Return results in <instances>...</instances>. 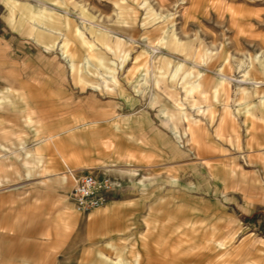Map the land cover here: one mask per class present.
<instances>
[{"label":"rangeland","instance_id":"rangeland-1","mask_svg":"<svg viewBox=\"0 0 264 264\" xmlns=\"http://www.w3.org/2000/svg\"><path fill=\"white\" fill-rule=\"evenodd\" d=\"M31 5L53 13L59 21L46 25L67 38L55 32L47 45L16 27L20 18L45 28ZM174 33L194 50L157 46ZM66 40L80 54H67ZM150 42L170 67L162 59L149 72ZM260 61L264 0H0V89L13 82L30 93L28 101L0 96V264H264V155L247 146L264 133ZM223 64L231 84L215 94ZM191 67L207 74V95L189 94ZM257 82L261 96L243 95ZM40 117L47 127L38 133ZM192 121L203 145L184 136L199 129ZM70 128L57 140L70 169L118 183L109 203L87 214L70 200L72 179L54 176L68 171L56 145L36 144ZM102 166L139 172L121 178ZM62 203L77 225L62 219ZM175 214L191 224L172 229Z\"/></svg>","mask_w":264,"mask_h":264},{"label":"crops","instance_id":"crops-1","mask_svg":"<svg viewBox=\"0 0 264 264\" xmlns=\"http://www.w3.org/2000/svg\"><path fill=\"white\" fill-rule=\"evenodd\" d=\"M28 5V4H27ZM39 10V11H38ZM40 11H42L39 7H37V6H28V14L29 15H31L32 16V18L33 19H35L36 17H38V12H40ZM44 12V14L43 15H39V17H41V18H43V21H40L41 23H43L44 24V26H45V28H40V31H39V33H38V30L37 29H32L31 28V19H28L27 20V23H22V20L19 18V19H16V27H18L19 29H21L22 31H23V33L24 34H26V35H30V36H36V38L41 42V43H44V44H47L48 45V38L53 34V33H55V32H60L59 30H56V29H51L49 26H47L46 25V22L50 19V20H53V21H55L56 19L53 17V13H51V12H48L47 10L46 11H43ZM65 14H67V13H65ZM69 19H70V17H68ZM58 20V19H57ZM56 20V21H57ZM36 21V20H35ZM59 21V20H58ZM70 21L73 23V26H76V28H79L78 27V25H76L71 19H70ZM28 24L30 25V26H28ZM75 28V29H76ZM47 32V33H46ZM61 32H63L64 33V36H66L65 34H67V32L65 31V30H61ZM62 33V34H63ZM77 36V35H76ZM104 38V37H103ZM100 39H101V36H100ZM72 43H74V42H72ZM89 45V44H88ZM89 46H94L92 43H90V45ZM76 46H73V45H71V49H70V53H72L73 55H75L74 53H78V54H80V45L78 46V49L77 50H74V48H75ZM73 49V50H72ZM197 64V63H196ZM190 69H195V68H190ZM220 69H224V67L222 66V67H220L219 68V70ZM203 72V71H202ZM205 74V76L204 77H202V78H194V79H196V81L193 83V85H198L199 83H201V80H203L206 76H207V74L206 73H204ZM227 75V74H226ZM227 77H229V75H227ZM220 79H221V76L218 78V80L217 81H215L214 83H215V86L213 87V91L215 92V87L216 86H218V85H220V84H222V83H220ZM226 83L228 84V85H230L231 84V82L229 81V78H227V80H226ZM225 83V84H226ZM225 84H222L223 86L225 85ZM257 90V94H255L254 96H258V95H262V93H260L259 91H258V89H256ZM243 91H244V89H243ZM225 92V93H224ZM197 93H199L200 95H207V93L205 92V91H203V90H200V91H198ZM221 93H223V94H226V90H225V88L223 87V89L221 90ZM7 94H22V96H23V98H25L27 101H28V99H29V92H27V91H25V88L23 87V88H17V87H15V85H14V83L13 82H9V84H7L6 86H3V87H1V89H0V96H3V95H7ZM216 94V93H215ZM220 94V93H219ZM190 95H192V94H190ZM243 95H245L244 94V92H243ZM250 95H253V94H250ZM246 96H248V95H246ZM262 101L264 100V97H262V99H261ZM26 101V105L27 106H29L30 105V103H28ZM264 102V101H263ZM33 108H34V105H31ZM0 107H3V105L1 104V101H0ZM36 109V106H35V108H34V110ZM246 114L247 115H249V116H251V117H253L254 119H256V117H255V114H254V111H253V109H247V111H246ZM184 119H185V116H184ZM29 120L30 121H34V119L32 118V117H30L29 118ZM190 120V119H189ZM115 121V119H112V118H110V119H108L107 120V122L108 123H113ZM191 121V120H190ZM226 121H227V118H226V116L225 117H222L221 118V120H220V123H219V127H218V134H219V132H220V136H222L221 134H222V129H223V126H224V124H226ZM193 122V124L194 125H197V127H199V129L197 130L196 129V131H192L191 133H189V130H188V133H187V131H185V133H184V136L185 137H187L188 139H189V142L190 141H192L193 139H192V135L194 134V142H195V144L196 145H203V143H204V137H203V131H204V129H203V127H201V126H199V122H195V121H192ZM97 122H90V123H85V124H83V125H81V126H89V125H95ZM115 123V122H114ZM171 126H174V127H178L180 124H179V122L178 121H176L175 123H174V121L172 120V124H170ZM80 125L77 127V128H80L81 127ZM114 126H115V124H114ZM36 127L38 128V130H37V132L39 133L42 129H44V128H46L47 127V122L45 121V119H43V118H37V120H36ZM41 129V130H40ZM176 129V128H175ZM73 130V128H70V129H68V130H65V131H63V132H61V133H58V134H53V135H50V134H45L44 136H42L40 139H38L36 142V144H37V146H39V145H49L50 144V142H52L54 145H56V151H57V153H58V155H59V158H60V160L62 161V163H63V165L66 167V168H68V171L67 172H64V173H59V174H55L54 176L55 177H57L56 179L57 180H59V181H61L62 183H67L70 179H72V181H73V179H74V176H75V172L77 171V170H72V169H70V166H69V157H67L64 153H63V151L61 150V148L59 147V143H57L58 141V138L59 137H62L64 134H66V133H69V132H71ZM179 132L178 131H175V137L178 139V141L180 142L181 140H182V138H181V136L178 134ZM191 134V135H190ZM179 139H181V140H179ZM232 139V138H231ZM0 145H2L1 143H0ZM105 148H110V147H112V146H114L115 144L114 143H108V142H106L105 144ZM248 146V148L249 149H255V147L256 148H261V152H263L262 153V155H264V133H261V132H258L257 131V134L256 135H252L251 136V138H250V141H249V144L247 145ZM30 155L28 154V157H29ZM47 161H48V159H46ZM73 160V162H74V164H82V162H81V160H80V157H78V156H76L74 159H72ZM198 160H201L200 158H198ZM47 163V162H46ZM45 163V164H46ZM72 164V163H71ZM47 165H48V163H47ZM51 165V168H53L54 166H58V162L56 161L54 164H50ZM115 166H102L101 168H103L104 169V171L106 172V173H110V174H116V175H118V176H120L121 178H123V177H125V176H127V177H129V176H132L133 175V173H138L139 172V170L138 169H136V168H131V169H127V168H119V170L118 169H116V168H114ZM100 168V169H101ZM108 169H110V170H108ZM53 170V169H52ZM87 170H92V168L91 169H87ZM133 170H135V171H133ZM132 171V172H131ZM138 171V172H137ZM70 173H73L74 175L72 176V175H70ZM51 176H53V174L51 175ZM130 178V177H129ZM132 181V180H131ZM132 183H133V181H132ZM62 205H63V207H64V211H63V214H62V219H64L68 224H74V222H73V220H75V218H77V223H76V225L78 224V222H79V217H76L75 215H71V214H69V212H68V209L66 208V206H64V204L62 203ZM181 206H179V208H180ZM180 220V222H178V223H176L173 227H172V229H176V228H179L180 226H181V223H185L186 225H190L191 224V222H190V216H178L177 214H175V216H173L172 217V219L171 218H169V221H172V220ZM107 222V221H106ZM158 222H160L161 223V221H158ZM104 224V223H103ZM163 227H164V225H162ZM144 264H147V263H144Z\"/></svg>","mask_w":264,"mask_h":264},{"label":"bare ground","instance_id":"bare-ground-1","mask_svg":"<svg viewBox=\"0 0 264 264\" xmlns=\"http://www.w3.org/2000/svg\"><path fill=\"white\" fill-rule=\"evenodd\" d=\"M205 6V5H204ZM40 9L42 10V11H40V12H38V17H39V15L41 16V15H43L44 14V7H40ZM202 10H204V8L202 9ZM39 11V10H38ZM201 11V10H200ZM201 14V13H200ZM64 16V15H63ZM41 18V17H40ZM28 26H30L29 24H28ZM31 28L34 30V27L31 25ZM54 30V29H53ZM57 30V29H56ZM61 32V31H60ZM166 32V31H165ZM164 32V33H165ZM62 33V32H61ZM80 31H79V29H77V32H76V34L80 37ZM167 35V34H166ZM65 38H67L66 36H65ZM101 38L103 39V36H101ZM148 39V38H147ZM84 40V44L86 45V46H89L88 45V42H86L87 40H85V39H83ZM72 43V42H71ZM69 41H64V43H63V45H64V50H65V52L68 54L69 52H70V49H71V44ZM149 45H151V48L153 49V51L152 52H150V49H149V52L147 53L146 52V54H148L149 55V57H150V70H149V72H151L152 73V70H151V64L153 65V67H155V64L156 63H158L160 60H162V59H165V60H167V62H168V66L170 67L172 64H173V62L171 61V60H169L168 58H163V57H160L159 58V56H157V49H156V47L157 46H159L160 48H162V47H165L166 49H168L169 51H183V52H186V53H188V52H191V51H193L194 50V46H193V43L192 44H183L182 42H181V40L180 39H178V37L176 36V34L174 33L171 37L168 35V37H161L160 39H159V43L157 44V46H154L153 44H151V42L149 43ZM148 45V46H149ZM89 47H91L92 49L95 47V46H89ZM73 50V49H72ZM205 52H206V55H212V54H209V51L208 50H205ZM127 54V53H126ZM126 56V55H125ZM201 59H202V64L201 65H206L207 66V61H205V58L204 57H201ZM227 60L225 59L224 60V62H226ZM195 63H197L198 64V62H195ZM176 65H175V67H176V70L177 71H181L182 69H184L186 66L184 65V64H182V63H175ZM259 64H261V67L262 68H264V62H262V61H260L259 62ZM160 65H161V62H160ZM223 67H224V64H223ZM156 68V67H155ZM193 72H189V75H191V76H194V78H202V77H204L205 76V74H204V72H202V71H199V70H195V69H191ZM252 70V69H251ZM196 71V72H195ZM148 72V73H149ZM219 72H220V76H221V79H220V83H222V84H225L226 83V80H227V75H226V73L224 72V69H220L219 70ZM252 73V72H251ZM253 74V73H252ZM149 75H150V73H149ZM219 76V77H220ZM245 77L247 78V77H249V75L248 74H246L245 75ZM150 78V77H149ZM152 78H150V80H151ZM194 83V82H193ZM222 84H220V85H218V86H216L215 87V93L216 94H219V93H221V90L223 89V85ZM259 84H263L262 82H257V86H255V88L254 89H252V90H244V94L245 95H250V94H253V95H255V94H257V90L256 89H258V88H260V86H259ZM225 88V87H224ZM200 90H203V85L201 84V83H199L198 85H191V88L188 90V92H189V94H194V93H197L198 91H200ZM225 93V92H224ZM185 120H187V121H189V118H187L186 116H185ZM108 170H110V169H108ZM119 170V169H118ZM133 171H135V170H133ZM132 172V171H131ZM70 175H74L73 173H70ZM74 178H75V176H74ZM109 203V202H108ZM108 203H106L104 206H106ZM104 206H102V207H104ZM102 207H100V208H102ZM100 208H97V209H95L94 211H96V210H98V209H100ZM93 212V211H92ZM91 213V212H90Z\"/></svg>","mask_w":264,"mask_h":264},{"label":"built area","instance_id":"built-area-1","mask_svg":"<svg viewBox=\"0 0 264 264\" xmlns=\"http://www.w3.org/2000/svg\"><path fill=\"white\" fill-rule=\"evenodd\" d=\"M118 187L110 177L93 171L75 173L70 200L79 214H87L104 206Z\"/></svg>","mask_w":264,"mask_h":264}]
</instances>
